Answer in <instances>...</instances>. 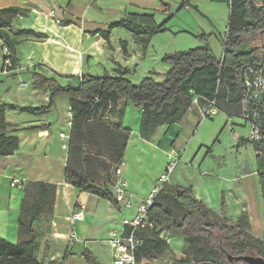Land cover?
Instances as JSON below:
<instances>
[{
	"label": "trees",
	"instance_id": "obj_1",
	"mask_svg": "<svg viewBox=\"0 0 264 264\" xmlns=\"http://www.w3.org/2000/svg\"><path fill=\"white\" fill-rule=\"evenodd\" d=\"M190 0H182L181 9ZM231 12L223 58L217 60L208 46L176 52L164 57L171 65L163 82L153 77H145L135 85L125 77L126 72L118 70V76H93L84 74L77 86L61 84L55 78L31 73L33 83L39 88H49L50 97L46 105L22 107L21 112L39 116L51 112L59 96H67L73 111L68 161L65 180L81 192L108 199L102 188L93 182L86 173V148L103 150L110 155L116 167L123 161L131 131L107 122L104 112L119 101L128 100L142 111L140 136L150 140L156 129L164 124L172 125L184 118L192 108L194 95L204 99L217 98L218 106L228 115L240 116L242 112L241 81L250 65L259 64L264 59V7L256 8L250 0H230ZM29 10L8 7L0 10V41L3 48L10 50L11 65H15L17 42L5 32L19 15ZM147 26L134 19L111 23L99 34L110 44V35L115 28H123L145 42L164 31V26L153 24L151 17H143ZM126 52V43L122 42ZM7 105H0V157L15 153L19 146L18 137L11 134L6 120ZM11 109H18L10 106ZM47 126L30 127L27 130H44ZM256 153L259 148L254 146ZM259 180L264 202V151L257 155ZM114 169V172H115ZM114 186L116 179L114 173ZM22 188L23 196L18 218V240L12 243L0 238V264H41L35 258L37 228L48 216L53 215L57 196V185L42 182H27ZM172 202L175 209L168 206ZM112 202L116 204L114 193ZM222 207L225 202L222 198ZM149 220L156 224L155 229L138 232L142 245L138 259L149 263L163 260L169 243L159 237L164 231L172 235H182L191 246L186 254L169 264H246L240 260L229 261V255H251L264 258V240L259 239L249 229V217L244 211L237 222L208 208L198 200L191 188H168L166 185L156 197L150 211ZM127 227V225H125ZM214 258L196 259L193 250ZM88 264H98L88 250L82 253Z\"/></svg>",
	"mask_w": 264,
	"mask_h": 264
},
{
	"label": "crops",
	"instance_id": "obj_2",
	"mask_svg": "<svg viewBox=\"0 0 264 264\" xmlns=\"http://www.w3.org/2000/svg\"><path fill=\"white\" fill-rule=\"evenodd\" d=\"M144 2L145 0H0V10L8 7L29 10L28 14L17 16L13 20L12 26L5 29L10 38L17 42V62L15 65L7 66L2 58V74L17 75L26 70L27 74L38 73L48 78H55L61 84L67 85L74 81L78 84L79 78L84 74L118 76V70H121L126 72L125 77L130 80V75L135 68L131 64L133 56L129 51L131 41L129 33H123L121 31L125 30L123 28L113 29L110 35V44L99 34L94 33L106 29L111 23L128 19H134L139 24L147 26L149 24L147 20L137 18L140 16L153 18L152 15L144 14L145 10H141L139 5ZM163 11L167 12L168 8L165 6ZM115 34H120L126 39L122 38L116 43L114 41ZM136 39L147 46L152 38L145 42L140 38ZM122 42L126 43V52L122 48ZM120 52L121 56L116 57L115 55ZM170 69L171 65L168 72ZM157 74L151 71L148 76L155 79ZM23 86H27V83H23ZM30 95L35 96V100H30L33 103L31 106L7 102L8 100L4 101L0 98V105L8 106L6 120L9 124V131L19 140L18 149L14 154L0 157V238L12 243L17 242L18 218L23 196V192L18 197L16 194L12 195L10 190V193H7L10 196L6 197L7 194L2 195L3 190L19 188L22 191L23 185L30 181L57 185L54 213L37 227L40 234L37 237L38 246L35 258L41 264L54 262L75 264V260L80 258V252L76 251L77 244L89 247L92 241L87 237V232H84V235L83 232L82 234L80 232L82 236L79 235L78 223L86 224L89 221L91 227V223L95 222L98 217V207L104 201L108 214H111L105 218V229L111 236L113 232L121 231L126 223L134 220L137 215L138 203L127 210L108 200L101 201L98 197L81 192L68 184L65 180L68 149L63 148V144H69V140L61 138L60 134L70 135L71 133L73 111L69 98L59 96L51 112L35 116L21 112L19 108L46 105L49 101L50 89L34 86V91ZM35 101L38 104H34ZM10 106H16L18 109H11ZM191 109H195L199 114L198 109L192 107L182 120L172 125L159 126L150 140H144L140 136L142 111L136 109L128 100L112 104L104 112L103 118L114 126H119L120 129L131 131L123 157L122 178L127 182L129 191L142 194L138 186L141 183L144 184V181L149 184V181L146 177L136 174V166L141 163L138 147L151 146L155 150H160L166 160L165 167L168 163L167 153L171 149L177 150L180 152V159L166 186L168 188H191L193 195L198 200L221 217H227L233 222H237L245 211L248 214L249 229L252 232V219L257 213V208H259V215L263 214L264 222V202L256 149L251 145L257 166L254 174L257 176L261 194L259 207L252 204L254 201L258 202V199L255 197V193L251 192L249 183L242 187L236 185L240 181H245L252 174L244 172L246 174L238 178L218 179L212 176L211 171L204 170L200 166L197 169L193 164L183 163L185 151L183 149L184 141L181 140L183 129L178 125L186 122V116ZM220 112L224 111L220 109ZM224 113L228 117L226 125L232 123L234 118H240V116ZM41 125H45L47 128L27 130L30 127ZM235 142L238 148L249 145L247 139L238 136H235ZM210 152L211 149L201 161L202 165ZM128 160L132 161L131 164L127 162ZM162 172L163 170L158 175L151 177V180L161 177ZM14 180H19L23 184L12 187L11 183ZM113 193L115 197V187ZM222 198L225 202L224 208L222 207ZM74 211L82 212L83 219L72 224L70 218ZM117 217L121 219L119 227L112 225ZM46 230H48V242L40 246L39 239L43 238V233ZM72 231L78 238V242L74 244L69 242ZM163 233L171 236L165 231ZM258 238L264 240V238ZM41 248L43 252H41ZM89 251L98 257V253L92 248L89 247Z\"/></svg>",
	"mask_w": 264,
	"mask_h": 264
},
{
	"label": "rangeland",
	"instance_id": "obj_3",
	"mask_svg": "<svg viewBox=\"0 0 264 264\" xmlns=\"http://www.w3.org/2000/svg\"><path fill=\"white\" fill-rule=\"evenodd\" d=\"M181 5L182 0H145L143 4L139 5L142 8L141 10H145L144 14L153 16L151 20L154 25H165L164 31L153 36L147 46L137 41L132 33L121 30L123 33H129L130 35L129 51L131 56H133V60H131L132 67L134 66L135 68L130 75V81L133 84L138 85L151 71L158 73L155 76L157 82H163L170 68V64L164 61V57L176 52L208 46L217 60L220 61L223 58L225 44L229 37L227 29L231 12L230 0H191L189 5L182 9ZM165 6L168 8L167 12L163 11ZM137 18L142 19L143 17ZM5 32L9 35L8 31ZM122 38L125 37L115 34L114 41L118 43ZM118 47L121 49L119 44ZM115 56H121V52ZM2 58L3 60L5 59V54L3 42L0 41V98L16 104L33 105L30 100H35V96L32 97L30 94L34 91L35 85L32 81L31 73L27 74L25 70L17 75L2 74ZM23 83H27V86H23ZM71 84L76 85L77 82L74 81ZM37 99L39 98L37 97ZM36 103L38 104L37 101L34 104ZM227 120L228 117L224 112H220L213 119H202L195 109H191L186 116V122L178 125L183 129L181 135V140L184 141L183 149H185L182 159L183 163L193 164L194 168L197 169L200 166L204 170L211 171L212 176L218 179L238 178L246 174L244 172L252 174L245 181H240L236 185L242 187L249 183L251 192L255 193V197L258 199V202L252 201V204L255 207H259L261 194L257 176L254 174L257 166L253 148L250 143L248 146L238 148L235 142V136L243 139L248 138L249 126L245 124L243 119L238 117L234 118V121L228 125H226ZM138 149L141 155V163L136 166V174L146 177L149 184L144 181V184L141 183L138 186L142 194L129 191L133 195L132 205L145 201L152 190L159 184L160 177L158 179L155 177L153 180H151V177L158 175L161 170H163L162 173L166 171L164 166L166 160L160 150H155L151 146H139ZM209 149H211V152L202 165L201 161L208 154ZM86 157V173L88 177L100 186L102 192L109 197L108 199L98 198L101 201L108 200L113 203L114 179L112 175L115 164L111 161L110 155L103 150L87 147ZM127 162L130 163L132 161L128 160ZM190 167L193 168L191 165ZM173 173L174 171L170 177ZM10 190L12 195L16 194L17 197L22 195V191L19 188L3 190L2 195L9 194ZM8 194L6 197L10 196ZM11 201L13 202V199ZM168 206L175 209L170 201H168ZM258 209L252 219V232L254 235L264 238L263 214L259 215ZM97 214L98 217H96L95 222L91 223V227L89 221L86 224L78 223L77 227L80 236H82V232L83 235L84 232H87V237L92 239L89 247L98 253V257L89 251V247H84L79 243L76 246V251L77 253L80 252V258L75 260V264H80L81 262L88 264L82 258V253L85 250H88L96 257L98 264H112V250L108 243L111 236L109 231L105 229V218L111 214H108L104 201L98 207ZM120 222L121 219L117 217L116 221L112 222V225L119 227ZM47 235L48 230L43 233V238L39 239L40 246L48 242ZM169 235L171 236L161 233L159 236L169 243V249L164 254V259L151 264H169L172 260L179 259L185 255L190 248V242L182 235ZM192 250L196 259L214 258L212 253L205 255L193 248ZM41 252H43L42 248Z\"/></svg>",
	"mask_w": 264,
	"mask_h": 264
},
{
	"label": "built area",
	"instance_id": "obj_4",
	"mask_svg": "<svg viewBox=\"0 0 264 264\" xmlns=\"http://www.w3.org/2000/svg\"><path fill=\"white\" fill-rule=\"evenodd\" d=\"M254 7L263 8L264 0H250ZM5 59L4 64L11 65L10 50L3 48ZM192 107L198 109L202 119H213L220 113L217 98L204 99L194 95L191 90ZM239 103L242 108L240 118L249 126L248 143L259 148L257 155H262L264 151V59L261 63L250 65L241 81V98ZM71 125V123H70ZM61 138L70 139L69 134H60ZM63 148L68 149V144H63ZM180 159V152L171 149L167 153L166 171L161 175L159 184L152 190L149 197L138 204L137 215L134 220L126 223L121 231L113 232L108 243L112 250V264H151L144 259L139 260L137 253L142 245L138 238V232L144 229H155L156 224L149 220V211L165 185L169 183L170 175L175 170ZM122 161L115 169V201L116 204L124 209H131L133 195L128 190L127 182L122 178ZM23 183L19 180L12 181V187L21 186ZM83 219L80 211H74L71 215L72 224ZM69 242L77 243L78 238L74 231L70 233Z\"/></svg>",
	"mask_w": 264,
	"mask_h": 264
},
{
	"label": "water",
	"instance_id": "obj_5",
	"mask_svg": "<svg viewBox=\"0 0 264 264\" xmlns=\"http://www.w3.org/2000/svg\"><path fill=\"white\" fill-rule=\"evenodd\" d=\"M229 261H234V260H240L245 262L246 264H264V258L260 256H251V255H240V256H229Z\"/></svg>",
	"mask_w": 264,
	"mask_h": 264
}]
</instances>
